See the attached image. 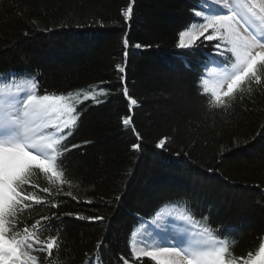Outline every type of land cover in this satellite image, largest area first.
<instances>
[{
  "label": "trees",
  "instance_id": "1",
  "mask_svg": "<svg viewBox=\"0 0 264 264\" xmlns=\"http://www.w3.org/2000/svg\"><path fill=\"white\" fill-rule=\"evenodd\" d=\"M198 2L0 0V76L27 90L23 73H28L41 90L73 92L72 101L83 109L69 137L79 147L67 154L65 165L74 178L70 190L93 204L57 200L63 199L62 210L105 219L65 218L54 264H85L90 257L92 264H122L119 257L128 258L134 247L132 230L138 234L162 214L184 221L193 232L195 225L183 217L209 216L214 226L227 229L234 254L258 248L264 237V90L254 85L226 111H204L201 79L214 63L176 47L178 32L198 19ZM129 3L133 12L126 22L122 10ZM137 43L143 47L137 49ZM121 75L138 101L131 109ZM101 80L110 81L116 95L103 104H80L83 97L75 92ZM129 111L143 136L138 151L131 147L136 137L122 124ZM165 137L166 150L156 148ZM209 167L215 171L208 173ZM46 183L41 175L40 186ZM118 192H126L120 202L114 200ZM36 207L32 216L48 214ZM142 264L152 262L142 258Z\"/></svg>",
  "mask_w": 264,
  "mask_h": 264
},
{
  "label": "snow or ice",
  "instance_id": "2",
  "mask_svg": "<svg viewBox=\"0 0 264 264\" xmlns=\"http://www.w3.org/2000/svg\"><path fill=\"white\" fill-rule=\"evenodd\" d=\"M132 12V3L122 10L126 22ZM194 16L198 19L178 32L176 47L199 53L206 61L218 62L220 66L211 86L201 79L204 111H226L238 96L242 97L246 90L251 92L254 85L264 90V0H199ZM124 44L127 46V39ZM135 47L143 46L137 43ZM116 68L119 73L125 72L119 64ZM23 76L27 77L25 83L31 89L24 98L13 93L11 86L0 89V264H54V250L59 249L63 239L59 225L65 218L97 222L105 217L62 210L64 201L57 200L68 197L77 204H93L91 199L81 201L70 190L74 178L65 165L67 154L79 147L69 143L83 111L72 101L74 93H49L41 90L35 77L28 73ZM6 78L0 76V83ZM119 81L131 109L138 101L128 92L123 75ZM110 85V81L101 80L87 89L77 90L75 95L83 97L80 104L88 100L103 104L116 95ZM122 124L136 137L132 149L140 150L143 136L135 126L131 111L122 117ZM166 142V137L159 139L155 147L166 150ZM214 171L212 167L207 169L208 173ZM41 175L47 181L44 186L39 184ZM34 177L37 183H32ZM124 196L126 192H118L114 200L120 202ZM173 202L187 204L179 198L175 201L168 198V203ZM36 206L46 209L48 214L41 212L38 218L32 216ZM183 218L195 225V232L185 228L182 237L163 238L149 244L142 237L137 241V231L133 229L130 245L138 244L140 250L133 247L128 258L120 256L119 260L122 264L130 261L142 264V258H148L152 264H264V237L258 240L254 254L253 251L246 256L234 254L228 237L224 236L227 229L214 226L209 216L202 215L199 221L191 215ZM156 227L162 228V225ZM96 247L100 249L101 244ZM93 259L90 257L85 264H92Z\"/></svg>",
  "mask_w": 264,
  "mask_h": 264
},
{
  "label": "rangeland",
  "instance_id": "3",
  "mask_svg": "<svg viewBox=\"0 0 264 264\" xmlns=\"http://www.w3.org/2000/svg\"><path fill=\"white\" fill-rule=\"evenodd\" d=\"M215 73L216 72L211 73L209 79L207 80L209 86H211L214 82L213 77ZM157 224H161L162 228H157ZM184 229L185 227L179 222L177 223L169 220V217L167 215H160L154 220L149 221V223L146 224L140 232H138L136 239L138 241L142 237L147 243L155 244L158 240L162 239L157 234L163 235L165 232H167V238L174 240L184 235ZM163 237L165 238V236ZM134 247L136 248V250H140V246L138 244H135Z\"/></svg>",
  "mask_w": 264,
  "mask_h": 264
},
{
  "label": "bare ground",
  "instance_id": "4",
  "mask_svg": "<svg viewBox=\"0 0 264 264\" xmlns=\"http://www.w3.org/2000/svg\"><path fill=\"white\" fill-rule=\"evenodd\" d=\"M211 64V63H210ZM209 68V67H208ZM163 215V214H162ZM163 236H165V238H167L168 236H167V232H165L163 235H162V237ZM164 238V237H163ZM169 239V238H168Z\"/></svg>",
  "mask_w": 264,
  "mask_h": 264
}]
</instances>
